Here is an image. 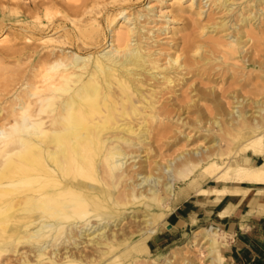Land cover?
<instances>
[{"label": "bare ground", "instance_id": "1", "mask_svg": "<svg viewBox=\"0 0 264 264\" xmlns=\"http://www.w3.org/2000/svg\"><path fill=\"white\" fill-rule=\"evenodd\" d=\"M232 1L223 5L230 10ZM100 4L107 5L101 0H0V42L9 43L0 55L16 54L19 61L22 40L39 41L45 49L28 55L33 58L28 73L17 70L0 85V264H225L226 240L219 239L225 236L212 224L196 227L172 254L145 255L148 240L173 209L176 184L194 183L196 168L212 173L216 182L264 183V163L252 164L246 153L264 155V99L253 100L254 109L246 108L247 99L227 109L214 87L196 90L190 101L188 95L164 97L177 95L187 75L206 71L211 61L220 58L228 66L222 48L234 54L235 47L218 37L198 45L185 41L187 53L179 56L175 48L163 63L156 57L158 48L152 51L142 42L148 36L139 19L148 13L130 19L121 8L117 18L106 15L110 48L98 50L108 41L93 26ZM255 17L242 15L241 25ZM118 18L128 25L117 26ZM5 28L15 32L6 36ZM170 31L177 35L180 29ZM236 39L240 43L241 37ZM230 64L235 68L237 61ZM200 101L205 109L212 103L216 115L206 122L229 135L226 147L221 135L210 145H183L165 161L149 164L142 152L157 155L153 142L169 139L175 146L190 139L180 128L190 124L189 107ZM202 120L195 115L197 124ZM195 189L199 194L248 190ZM255 191L264 194V189ZM131 213L137 228L126 231L119 225Z\"/></svg>", "mask_w": 264, "mask_h": 264}, {"label": "rangeland", "instance_id": "2", "mask_svg": "<svg viewBox=\"0 0 264 264\" xmlns=\"http://www.w3.org/2000/svg\"><path fill=\"white\" fill-rule=\"evenodd\" d=\"M101 1L107 5L103 8L104 5L100 4L99 7L95 8L102 10L100 11L101 13L99 12L96 14L97 20L93 21V26H99L102 29L99 34L102 36L106 35L108 41L103 43L98 50L110 48V31L106 26V15L108 14L109 18H117L116 14L121 8L126 9L125 11L128 12L126 16L130 19L133 17V14H137V12L148 13V16H143L139 19L140 25H144L145 29H143V31H145V34L148 36V39L145 40L143 38L142 42L150 47L152 51L155 47L158 48L156 57H160L163 63H165L168 58L167 54L174 53L175 48L179 49L177 52L179 56L187 53V49L184 50V53L182 48L185 45V41L198 45L203 41H208L210 38L218 37L222 42H226L228 45H231V47H235L234 54H231L227 47L222 48L229 57L227 59V62H229L228 66L222 64L220 58H218L219 61H211L207 65L206 71L203 70L197 75L189 73L187 75L189 78L187 83H185L184 86L182 83L177 86V88H179L177 95L167 92L163 95L164 97L174 95L177 99L183 100V96L187 97L188 95L190 101V96L193 95L196 90H208L210 87H214L216 91L215 95L221 97V101L226 104L225 108L227 109L235 108L237 104L236 101L242 99H247V109H254L252 101L264 99V2L257 4L256 0H234L231 2L232 9L229 10L223 5V0H194L192 6H190V0ZM198 11H200L201 14H198ZM251 13H255L256 17L252 18L249 24L241 25L242 15L251 16ZM101 18H103V20L99 21ZM172 18L176 19L175 23H172ZM118 20L120 21L116 23L117 26L121 25L126 27L128 25L126 21L121 23L123 18H118ZM223 21H225V24H222ZM172 26H176L180 29L177 35L171 33L170 27ZM162 29L165 31H162ZM3 30L5 35L7 34L10 36L15 32L10 28H5ZM152 33L154 34L153 39L149 38L152 37ZM48 34H50V32ZM235 35L241 37L240 43L237 42ZM247 36H251L253 40L247 41ZM132 41L134 42V40ZM5 42H0V48L9 44L7 41ZM239 45L241 46L237 47ZM17 47L22 51L19 61L17 59L18 55L16 54L0 55V85L4 82L5 78L16 73L17 70L21 73H28V64L33 59L32 56L28 55L33 54L35 51L39 52L45 50L42 49L43 45L39 41L25 42L22 40L21 43H18ZM205 49H207V47ZM221 52L222 51L216 50L215 54L221 56ZM189 54H192L195 59H198L200 56V54H193L191 52ZM209 54H212V56ZM209 54L208 55L211 57L216 56L214 52H210ZM235 60L237 61V66L233 68L230 63ZM3 99H6V97ZM201 103L203 104V102L200 101L198 106L190 105L189 113L187 114L189 115L190 124L181 126L180 128L191 135L190 139L188 141L181 140L175 146H172V140L169 141V139H161L156 143L153 142V148L156 149L157 155L146 149V151L142 152L143 158L148 155L149 164H151L154 159L165 161L181 150L183 145H185V149H195L210 145L213 137L219 138L221 135L223 137L221 147H226V141L229 135L224 134L222 131H218L215 124L206 122L208 118L213 117L215 114L212 103L206 102L209 104V106H207L209 110H206L208 108L205 109ZM197 112L204 118V120L198 124L194 121L195 115L198 114ZM185 115L186 113H183L182 116ZM224 118V115L223 118L220 116V122L223 125ZM168 128L174 129L175 126L172 125ZM246 153L248 155L251 154L250 151ZM247 154L243 155L245 156ZM200 170V168H196L194 172L191 173L192 179L196 177L198 179L195 180L194 183L189 184V186H185V181H179L176 184L177 190L183 186L186 188L181 189L176 200L174 199L172 201V208L178 201L179 195L187 194L189 191L195 190L197 186L205 184L209 178L215 181L212 173H201L203 170H201V172ZM138 206L134 205L133 207ZM171 212L166 216L164 221L159 223V232L148 240L150 252L145 256L159 259L164 255L172 254L178 251V248L183 246L192 235L196 227L190 230L188 228L186 230L173 232L170 216ZM134 218L135 216L131 213L130 216L123 219L119 227L125 228L126 231L135 230L137 227ZM219 234L220 236H225V239L219 238L222 242L226 240V245L222 249V254L224 255V249L228 242L224 232L219 230ZM203 252L205 254V251ZM177 258H179V253L177 254ZM195 264H199L198 260H196Z\"/></svg>", "mask_w": 264, "mask_h": 264}, {"label": "crops", "instance_id": "3", "mask_svg": "<svg viewBox=\"0 0 264 264\" xmlns=\"http://www.w3.org/2000/svg\"><path fill=\"white\" fill-rule=\"evenodd\" d=\"M249 160L259 165L264 163V155L249 154ZM202 186L248 190L199 194L195 189L179 195L170 214L173 232L212 224L225 233L228 241L224 249L225 264H264V194L258 195L255 191L264 189V183L215 182L209 178Z\"/></svg>", "mask_w": 264, "mask_h": 264}]
</instances>
